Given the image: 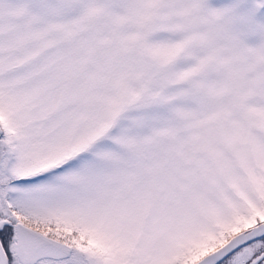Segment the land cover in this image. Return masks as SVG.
Returning a JSON list of instances; mask_svg holds the SVG:
<instances>
[{
    "label": "snow or ice",
    "instance_id": "snow-or-ice-1",
    "mask_svg": "<svg viewBox=\"0 0 264 264\" xmlns=\"http://www.w3.org/2000/svg\"><path fill=\"white\" fill-rule=\"evenodd\" d=\"M0 264H264V0H0Z\"/></svg>",
    "mask_w": 264,
    "mask_h": 264
}]
</instances>
